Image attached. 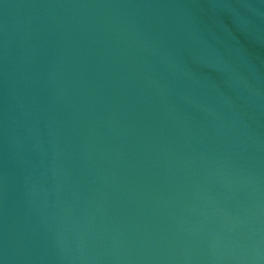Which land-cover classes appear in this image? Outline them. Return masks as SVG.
I'll return each mask as SVG.
<instances>
[{"label": "water", "instance_id": "obj_1", "mask_svg": "<svg viewBox=\"0 0 264 264\" xmlns=\"http://www.w3.org/2000/svg\"><path fill=\"white\" fill-rule=\"evenodd\" d=\"M0 264H264V0H0Z\"/></svg>", "mask_w": 264, "mask_h": 264}]
</instances>
